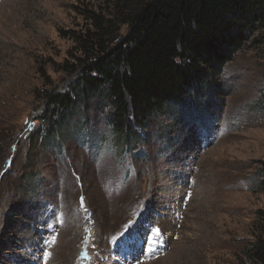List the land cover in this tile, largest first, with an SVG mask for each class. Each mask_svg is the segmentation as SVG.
Returning a JSON list of instances; mask_svg holds the SVG:
<instances>
[{
	"label": "rangeland",
	"instance_id": "obj_1",
	"mask_svg": "<svg viewBox=\"0 0 264 264\" xmlns=\"http://www.w3.org/2000/svg\"><path fill=\"white\" fill-rule=\"evenodd\" d=\"M87 2L0 0V264H251L264 30L222 68L218 91L133 141L114 143L97 99L44 145L30 141L45 95L76 77L61 71L63 35Z\"/></svg>",
	"mask_w": 264,
	"mask_h": 264
},
{
	"label": "trees",
	"instance_id": "obj_2",
	"mask_svg": "<svg viewBox=\"0 0 264 264\" xmlns=\"http://www.w3.org/2000/svg\"><path fill=\"white\" fill-rule=\"evenodd\" d=\"M89 1L74 8L79 29L63 35L71 48L61 71L76 77L66 92L45 95L30 141L44 145L61 118L87 110L91 99L100 115L108 110L102 122L114 143L133 141L157 117H174L189 108L188 99L218 91L222 68L249 36L264 30V0ZM259 102L264 110V94ZM255 177L264 194V162ZM253 227L254 239L242 254L264 264V209L256 211Z\"/></svg>",
	"mask_w": 264,
	"mask_h": 264
},
{
	"label": "snow or ice",
	"instance_id": "obj_3",
	"mask_svg": "<svg viewBox=\"0 0 264 264\" xmlns=\"http://www.w3.org/2000/svg\"><path fill=\"white\" fill-rule=\"evenodd\" d=\"M158 231H159V230H155V232H156L157 234H158Z\"/></svg>",
	"mask_w": 264,
	"mask_h": 264
},
{
	"label": "bare ground",
	"instance_id": "obj_4",
	"mask_svg": "<svg viewBox=\"0 0 264 264\" xmlns=\"http://www.w3.org/2000/svg\"><path fill=\"white\" fill-rule=\"evenodd\" d=\"M80 255V254H79Z\"/></svg>",
	"mask_w": 264,
	"mask_h": 264
}]
</instances>
